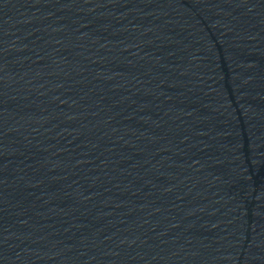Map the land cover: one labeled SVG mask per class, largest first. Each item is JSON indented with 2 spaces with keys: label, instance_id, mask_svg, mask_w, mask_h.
I'll list each match as a JSON object with an SVG mask.
<instances>
[{
  "label": "water",
  "instance_id": "1",
  "mask_svg": "<svg viewBox=\"0 0 264 264\" xmlns=\"http://www.w3.org/2000/svg\"><path fill=\"white\" fill-rule=\"evenodd\" d=\"M0 264H264V0H0Z\"/></svg>",
  "mask_w": 264,
  "mask_h": 264
}]
</instances>
